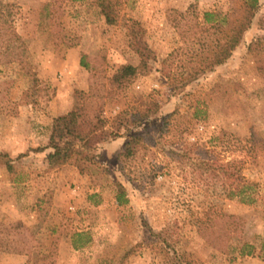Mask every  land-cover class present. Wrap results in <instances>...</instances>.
<instances>
[{
    "label": "rangeland",
    "instance_id": "374dc122",
    "mask_svg": "<svg viewBox=\"0 0 264 264\" xmlns=\"http://www.w3.org/2000/svg\"><path fill=\"white\" fill-rule=\"evenodd\" d=\"M0 2L24 45L19 61L0 66V155L13 160L8 172L0 158V264H163L152 244L161 231L170 250L193 264H264V79L247 53L248 44L264 34L258 25L264 0L228 61L178 90L168 76L177 77L200 58L206 41L202 14L226 13L231 0H119L113 26L98 14L95 0ZM128 19L139 23L154 58L146 73L104 100L102 118L117 136L97 147L101 164L45 168L50 150L44 149V133L33 128L41 126L38 114L56 98L62 103L71 96L73 108L74 91L87 92L94 73L102 82L122 65H139ZM81 57L91 72L79 65ZM149 103L157 109L146 120L128 131L117 128L120 115L144 111ZM144 130L151 144L117 163L115 153L128 136ZM185 148H194L189 160L171 157ZM203 149L222 163L240 162L244 177L257 185L254 204L228 199L220 179L194 172ZM80 176L89 178L92 193L75 203ZM9 179L18 187L9 188ZM115 184L123 187L126 204H117ZM221 215L235 217L236 225ZM224 221L225 233L210 245L201 224L219 236ZM18 223L23 229H16ZM76 235L81 237L74 248ZM239 240L253 247L252 255H239Z\"/></svg>",
    "mask_w": 264,
    "mask_h": 264
},
{
    "label": "trees",
    "instance_id": "16d2710c",
    "mask_svg": "<svg viewBox=\"0 0 264 264\" xmlns=\"http://www.w3.org/2000/svg\"><path fill=\"white\" fill-rule=\"evenodd\" d=\"M234 1L231 0L230 9L226 13L207 11L202 14V26L206 27L203 31L206 33V41L203 42L202 48H200V58L196 62L194 61L190 68H183L185 72L183 71L177 77L168 76L175 90L187 86L201 75L211 72L214 68L226 63L241 44L245 33L250 29L255 13L259 8L260 0H240L238 6L234 5ZM95 6L98 14L104 18L106 25L113 26L117 23L119 0H95ZM6 9L5 11L0 8V66L19 61L24 51L22 39L13 26L8 25L10 11L8 6ZM126 23L128 36L131 38L140 60L139 65H122L111 76H104L102 82H98L99 78L94 73L91 76L92 81L87 92L74 91L75 105L73 108L65 114L54 117L51 121L48 141L44 147V149L50 150L45 157L47 169H57L70 162L86 165L101 164V158L95 154L97 147L117 136L116 133L114 134V132L106 129L107 123L102 118L104 100L122 91L138 75L146 73L148 62L154 58L152 51L143 39V31L139 23L131 19H128ZM258 25L260 31L264 33V16L259 20ZM196 52H199V50L197 49ZM247 53L255 59L257 72L264 79V34L248 44ZM79 65L87 71H92L83 57L80 58ZM32 82L35 87L39 81L36 77H33ZM156 109V104L149 103L144 111H137L128 116L122 114L117 118V128L119 129L123 125L128 131V127L137 126ZM168 117H171V115ZM151 140V133L146 130L143 133L130 134L124 145L116 151V162L119 163L121 160L128 162L135 158L146 145L151 144ZM191 149L185 148V151L181 154L173 152L170 155L179 161L189 160ZM203 150V158L193 164L196 170L194 172H198L200 177L207 174V176H212V179H220L222 189L226 192L228 199H236L244 205L254 204L256 202L257 185L244 177L240 162L232 160L231 162L222 163L215 157V152ZM0 158L6 159L5 165L9 172L12 169L13 160L6 154L0 155ZM115 186L117 187H115L117 204H126L127 198L123 187L119 184H115ZM221 217L226 220L227 225H236L235 217L226 215H221ZM226 222L224 221L222 224ZM207 224V222L201 224L200 232L203 234L205 231L203 236L205 235L206 239L208 238L207 241L210 245L215 246L214 238L218 237L220 240V236L225 233L227 227L225 228L224 224L221 229L219 228L222 233L218 236L215 229L213 227L209 228ZM16 229H23L21 223L17 224ZM166 235L167 232L163 231L152 235L154 238L152 244H156L159 253L164 256L163 264H193L186 261L184 254L170 250ZM80 237V235L75 236L74 248L78 247L77 243L80 241L76 238ZM262 247L264 250V245ZM236 250L240 256L252 255L253 253V247L242 240L238 241ZM16 252L25 254L24 251Z\"/></svg>",
    "mask_w": 264,
    "mask_h": 264
},
{
    "label": "crops",
    "instance_id": "0c3cea01",
    "mask_svg": "<svg viewBox=\"0 0 264 264\" xmlns=\"http://www.w3.org/2000/svg\"><path fill=\"white\" fill-rule=\"evenodd\" d=\"M69 52L71 55L72 50H70ZM78 60H79V58H77V62H78ZM70 97L68 98V101H66V102L64 101L62 103H59L58 99L56 98L55 102L49 105V107L47 108L45 113L38 114V118H36V122L38 124H41V126H37V127L33 126V128L37 131L41 130L44 133L42 136V138L44 139L43 140L44 143L46 141H48V136H49V132H50V125H51L52 119L54 117L59 116V115L65 114L72 109V98H70ZM34 134H35V132H33V131L30 132V135H34ZM30 138L32 139L31 136H30ZM46 150H48V149H46ZM115 151H116V149H115ZM48 153H49V151H46L45 154H48ZM14 163H16V161ZM45 168H47L46 165H45ZM38 182H39V180L37 181V183ZM77 182H80L82 186H81L80 191H79L80 198L75 199V203L83 201V198H81V196L84 192L89 193V195L92 193V191L89 190V187L91 185V183H90L91 181L89 180L88 177H81L80 176V177H78ZM25 184L26 183H24L23 185H25ZM31 184H33V183H31ZM8 185H9V188L10 187H18V183L15 179H13V180L9 179ZM85 203L87 205L89 203V200L87 199V197H86Z\"/></svg>",
    "mask_w": 264,
    "mask_h": 264
},
{
    "label": "built area",
    "instance_id": "2783aa9c",
    "mask_svg": "<svg viewBox=\"0 0 264 264\" xmlns=\"http://www.w3.org/2000/svg\"><path fill=\"white\" fill-rule=\"evenodd\" d=\"M71 209V208H70Z\"/></svg>",
    "mask_w": 264,
    "mask_h": 264
}]
</instances>
